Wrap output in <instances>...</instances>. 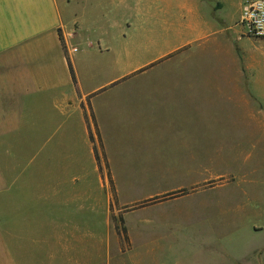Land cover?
<instances>
[{"label":"crops","instance_id":"crops-1","mask_svg":"<svg viewBox=\"0 0 264 264\" xmlns=\"http://www.w3.org/2000/svg\"><path fill=\"white\" fill-rule=\"evenodd\" d=\"M242 9L243 0H0L5 264L95 262L100 238L125 243L121 225L153 228L144 213L153 214V198L168 194L164 184L174 178L168 146L153 140L165 128L153 118L204 121L206 100L196 79H132L162 60L180 53L223 69L219 97L242 103L249 130L264 135V56L244 46L252 39L239 25ZM158 84L168 94L145 89ZM143 236L151 235H138L150 245ZM76 244L89 253L66 258Z\"/></svg>","mask_w":264,"mask_h":264},{"label":"rangeland","instance_id":"rangeland-1","mask_svg":"<svg viewBox=\"0 0 264 264\" xmlns=\"http://www.w3.org/2000/svg\"><path fill=\"white\" fill-rule=\"evenodd\" d=\"M250 39L244 41V46L261 59L264 40ZM155 41L160 42L161 37ZM226 75L211 62L186 61L179 53L131 76L143 81L188 77L204 83V121L202 117L195 121L193 117L153 118V125L156 121L159 129L165 128L154 134L153 140L168 146L164 148L169 152L165 163L168 170L174 169L173 180L163 183V189L171 188L168 194L153 198V214L150 210L144 213L148 219L153 217V228L129 229V238L127 231L122 232L126 240L120 247L107 245L100 238L93 252L98 259L83 264H135L139 255L141 264H264V232L261 231L264 228V159L261 156L264 146L255 145L264 144V135L249 130L250 121L242 103L219 97L216 89ZM161 86H145V89H153L156 95L168 94L160 91ZM195 175L200 182L182 180ZM155 188L153 192L161 189ZM156 205L167 206L169 210L167 214L156 213L157 221L154 220ZM142 214L129 215L131 227L133 217ZM140 233L151 235L143 236L150 245L140 243ZM72 247L74 252L66 258L74 254L79 259L89 253L86 249L90 246ZM0 264H5L4 246H0ZM29 264L37 261L31 260Z\"/></svg>","mask_w":264,"mask_h":264},{"label":"built area","instance_id":"built-area-1","mask_svg":"<svg viewBox=\"0 0 264 264\" xmlns=\"http://www.w3.org/2000/svg\"><path fill=\"white\" fill-rule=\"evenodd\" d=\"M239 25L244 36L264 40V0H243Z\"/></svg>","mask_w":264,"mask_h":264},{"label":"trees","instance_id":"trees-1","mask_svg":"<svg viewBox=\"0 0 264 264\" xmlns=\"http://www.w3.org/2000/svg\"><path fill=\"white\" fill-rule=\"evenodd\" d=\"M95 153H96V157H97V159L100 161V158H99L98 153H97L96 151H95ZM120 222L123 223V219H122V218L120 219ZM118 232H119V233H122V232H123V233H126V229H125L124 227H123V228H119V229H118Z\"/></svg>","mask_w":264,"mask_h":264}]
</instances>
